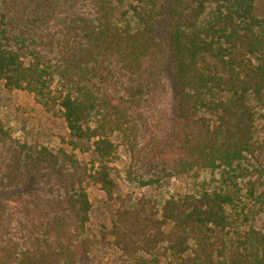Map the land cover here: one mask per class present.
<instances>
[{
	"label": "trees",
	"instance_id": "16d2710c",
	"mask_svg": "<svg viewBox=\"0 0 264 264\" xmlns=\"http://www.w3.org/2000/svg\"><path fill=\"white\" fill-rule=\"evenodd\" d=\"M123 1L0 0V82L59 113L71 142H92L96 157L88 169L64 150L42 147L23 166L20 157L14 160L10 186L26 169L22 191L43 182L57 193L53 207L45 203L46 220L33 225L39 247L27 249L32 235L24 244L11 239L5 245L0 238V264H75L92 248L85 237L87 186L97 184L113 197L114 139L136 146L147 96L166 71L178 120L168 135L164 170L223 168L228 181L171 196L161 209L153 199L127 196L114 223L117 244L128 264H264V232L251 224L264 210L256 209L264 202V15L258 0H140L122 11ZM119 71L130 76L125 97L111 84ZM0 134L8 136L1 120ZM238 172L248 178L245 187ZM129 175L141 187L160 180ZM3 221L0 213L1 229Z\"/></svg>",
	"mask_w": 264,
	"mask_h": 264
},
{
	"label": "rangeland",
	"instance_id": "374dc122",
	"mask_svg": "<svg viewBox=\"0 0 264 264\" xmlns=\"http://www.w3.org/2000/svg\"><path fill=\"white\" fill-rule=\"evenodd\" d=\"M123 2L122 11L130 3L138 4L140 0H124ZM257 11L259 15H264V0H258ZM164 24L162 22L159 26L163 27ZM157 37L161 42L165 40L162 30L157 31ZM166 72L162 74L161 82L157 81L152 95L147 96L148 102L139 117L143 126L136 146L132 148L122 139H114L116 142L112 164L115 169L112 175L118 187L113 197H108L97 184L90 182L87 186L91 209L88 212L89 221L85 237L91 240L92 248L85 253H80L75 264H128L127 257L117 244L114 235L117 209L121 205V200L127 196L136 198L144 196L153 199L157 207L161 209L171 196L198 192L205 188H220L222 183L228 181L227 176L223 175V168L216 170L193 168L183 171L172 167L164 170L165 164L162 161L164 159L170 161L168 156L172 148L169 145L168 135L173 123L178 120V102L173 81L169 71ZM129 78L128 74L119 71L118 77L112 80L111 84L116 96L127 95ZM0 120L8 135L0 134V213L5 226L2 228L5 232L0 228V238L4 239L5 245L10 244L11 239L24 244L26 239H31L27 236L32 235V245L27 249L34 250L39 246L35 241L37 238L34 237L36 231L33 225H39L40 221L46 220L43 212L50 210L49 206L55 205L57 189L52 188L51 183L36 182L32 184L30 193L22 191L27 183L26 169L17 172L15 187L10 186L9 171L17 164L14 160L20 157L19 161L23 166L27 163L29 154L46 147L55 154L59 150H64L89 169L93 159L96 158L92 153L95 146L92 142L79 143L76 139L75 142H71L74 139L59 113L44 108L36 102L33 94L18 89H6L2 82H0ZM205 120L209 122L210 118L206 117ZM260 125L261 120H259V127ZM165 142H168V146H164ZM130 170L137 177L143 175L146 179L153 177L160 180L151 186L141 187L138 181L130 177ZM31 175L39 181V174L31 172ZM238 175H241L237 178L240 186L245 187L248 178L243 177L244 174L239 172ZM248 175V177L252 176ZM262 190L263 187H260L258 192ZM45 203L49 206H45ZM65 205L68 209L70 208V204ZM262 206L263 208H260L261 204H258L256 209H264V202ZM251 224L264 232V210H261ZM22 247L21 249L25 250L27 246Z\"/></svg>",
	"mask_w": 264,
	"mask_h": 264
}]
</instances>
